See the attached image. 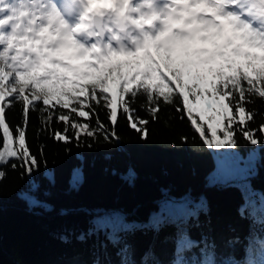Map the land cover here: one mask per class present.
Returning a JSON list of instances; mask_svg holds the SVG:
<instances>
[{"label":"snow or ice","instance_id":"obj_1","mask_svg":"<svg viewBox=\"0 0 264 264\" xmlns=\"http://www.w3.org/2000/svg\"><path fill=\"white\" fill-rule=\"evenodd\" d=\"M3 2L0 0V4ZM39 2L43 3V0ZM47 2L52 4L53 0ZM81 2L63 0L64 13L72 15ZM87 4L91 5L89 13L108 6L104 0H87ZM229 7L239 11H227ZM169 9L168 15L159 17L163 24L158 33L167 32V35L157 40L158 33H148L146 39L123 48L115 42L105 45L81 40V31L87 28L85 23L67 30L44 24L27 28L23 34L0 31V182L8 175L4 166L10 165L12 170L21 167L23 174L29 176L40 167V159L31 153L26 140L30 111L39 113L42 125L50 127L54 121L62 122V130L53 129L51 135L66 144L73 140L81 144L82 137L94 140L101 136L105 140L115 137L118 140L116 126L121 117L146 139L150 121L138 116L137 112L143 110L153 120H158L161 105H165L171 106L181 118L186 116L209 149H235L237 133L257 145V133L264 132V121L259 128L252 129L249 125L257 112L247 105L253 103V97L264 101V0H169ZM216 17L227 23V31ZM81 19L86 21L88 15ZM173 21L192 24L190 31L193 34L208 32L214 37L203 46L207 51L201 52V46L195 45L192 64L168 60L163 55L171 46L170 42L190 39L188 30L171 26ZM132 22L142 28H154L156 23L143 16L133 17ZM140 49L158 51L160 55L153 58L152 63H145L143 57L136 56ZM113 53L118 58H126L125 66L115 75L111 68ZM101 64L109 65L103 74ZM15 103L22 105V124L13 129L6 112ZM97 106L105 110L109 123L100 119ZM261 116L264 117V113ZM259 142L264 145V136ZM227 155L232 158L234 175L246 179L254 174L255 153H250L248 160L235 152ZM223 164L224 160L218 158V169ZM128 175L133 177L134 172L129 169ZM79 181L80 175L76 171L72 183L75 186ZM245 188L246 205L241 209V215L249 208L254 222L264 225V195L257 205L251 196L258 194L251 192L247 185ZM29 202L38 203L32 199ZM176 203L183 206L182 212L153 214L148 225L127 223L119 212L107 214L98 221L111 229L106 233V240L117 248L120 264L136 262L129 258L131 245L118 233L138 227H158L165 220L176 221L196 215L185 204ZM201 207H204L203 201L196 205L197 209ZM89 234H92L91 230ZM79 238L83 240L84 236ZM204 240L207 241V237ZM237 242V239H230L227 245L231 247ZM107 246V243H99L92 253L91 264H102L99 248L106 254ZM199 246V242L188 236L186 229L181 230L174 259L166 264H250L253 255L264 252V239L256 236L250 241L245 261L231 257L218 260L214 244L196 261L184 256L186 251ZM150 257L151 264H165L155 259L150 250L141 264H150Z\"/></svg>","mask_w":264,"mask_h":264},{"label":"trees","instance_id":"obj_2","mask_svg":"<svg viewBox=\"0 0 264 264\" xmlns=\"http://www.w3.org/2000/svg\"><path fill=\"white\" fill-rule=\"evenodd\" d=\"M224 29L228 30L226 22ZM212 39L210 35L209 41L195 45H206ZM185 50L183 46L178 53L166 49L163 55L168 60L180 61ZM145 53L151 57L160 55L153 50ZM112 57L111 68L121 61L115 53ZM100 67L103 74L109 65ZM252 99L247 107L257 115L249 126L257 129L264 121V101ZM161 109L158 120L143 110L137 112L150 121L146 139L121 117L116 126L118 140L82 137L81 144L56 140L51 131L62 130L63 123L42 125L39 113L30 111L26 140L41 163L31 176L23 174L21 167L12 170L10 165L4 166L8 175L0 182V264H91L92 253L101 242L108 245L106 254L99 248L102 264H120L117 248L106 240L111 229L98 221L119 212L127 223L148 225L153 214L182 212L183 206L176 202L185 204L196 215L165 220L158 227L118 233L131 245L130 260L141 264L150 250L155 259L166 264L174 259L176 240L186 229L200 246L186 251L185 257L196 261L214 244L218 260L231 257L245 261L250 241L256 236L264 239V225L254 222L251 210L246 208L241 215L246 205L245 185L258 194L251 196L257 205L264 195V145L259 142L264 132L257 133V145L237 133L235 149H209L186 116L181 118L171 106L161 105ZM96 110L100 119L109 123L105 110L100 106ZM6 118L13 129L21 125L22 105L15 103L8 108ZM231 152L244 160L255 153L254 174L246 179L234 175L232 158L227 155ZM218 158L224 160L219 169ZM129 169L134 172L133 177H129ZM76 171L80 181L74 186L71 177ZM29 199L38 203L32 204ZM201 201L204 207L197 209ZM230 239L238 242L229 247ZM149 259L151 264L152 257ZM250 264H264V252L253 255Z\"/></svg>","mask_w":264,"mask_h":264},{"label":"rangeland","instance_id":"obj_3","mask_svg":"<svg viewBox=\"0 0 264 264\" xmlns=\"http://www.w3.org/2000/svg\"><path fill=\"white\" fill-rule=\"evenodd\" d=\"M82 6L76 12V14H72L70 18H67L63 12L58 9L56 6L51 8L44 7L45 3H41L37 1L33 3L32 0H4L2 4H0V29L2 30H10L14 32H25L27 28L32 27H40L44 24H52L54 27H62L67 30L68 27H74L80 23H85L86 25L93 26L92 20L89 23L82 21L81 17L84 15H88L90 5L87 4V0H82ZM107 3L108 7H110V12L107 15L108 20L114 21L117 23V26H112L111 23L108 24V28L112 32V34H105V38L93 37V39H88L85 34L81 31L80 39L89 43H102L107 45L109 42H115L118 46L123 48L125 45L131 46L132 43H136L141 41L142 39L147 38L148 33L156 32L160 29L163 21L159 19L160 15H168L170 12L169 9V1L165 3V7H158L155 10L152 5L153 2H149L147 0H123V2L118 5L116 4V0H104ZM148 2V3H146ZM54 3H52L53 5ZM154 4V3H153ZM153 6V7H152ZM44 8V9H43ZM227 11L236 12L238 9L229 7ZM135 16H143L146 17L149 21L155 20V26L149 28H142L141 25L134 24L132 22V18ZM106 18V17H105ZM114 19V20H113ZM219 20L220 24L224 26L225 21L220 17H216ZM34 21H38V23H33ZM90 26V27H91ZM172 27L181 29L182 31L188 30L190 39L187 40H175L174 43H171L170 47L166 49L172 53H178L180 46L185 48L183 60H180L187 64L194 63L193 61V50L195 48L196 42H207L209 41L210 33L208 32H199L198 34H193L190 30L192 29V24H181L179 22H172ZM94 27V26H93ZM167 28V25H165ZM120 28H124L127 30V34H123L119 31ZM135 33V36H128V34ZM95 34V33H94ZM115 35L117 40L112 37ZM167 35L165 33H158L157 38L161 40L163 36ZM128 36V37H126ZM128 42L125 43V39ZM132 38V41H131ZM136 40V41H135ZM204 45L201 46L200 51H207L203 48ZM143 49L137 51V57H143L145 63H152L153 58L156 56L147 55ZM126 58L121 59L120 63L112 68L113 75L120 72V70L125 66ZM73 177V176H72ZM71 177V184L72 183Z\"/></svg>","mask_w":264,"mask_h":264},{"label":"bare ground","instance_id":"obj_4","mask_svg":"<svg viewBox=\"0 0 264 264\" xmlns=\"http://www.w3.org/2000/svg\"><path fill=\"white\" fill-rule=\"evenodd\" d=\"M147 1H149V2H151V1H157V0H147ZM169 1V0H168ZM83 2V1H82ZM82 2L80 3V4H78L77 5V9H76V11L73 13V14H76V12L79 10V8L82 6ZM123 2V0H116V4H118V5H120L121 3ZM53 3H54V5L58 8V9H60L62 12H63V14L67 17V18H70V16L71 15H66L65 13H64V10H63V0H53ZM84 3V2H83ZM146 3H148V2H146ZM163 3H165V1H163ZM107 4V3H106ZM152 5L154 6V8H155V10H157L158 9V6H156V4L154 5L153 3H152ZM158 5V4H157ZM152 6V7H153ZM90 7H91V5H90ZM44 9V8H43ZM94 12H98V13H100V14H102L103 16H105L106 17V22H105V34H108V33H110V34H112V32L110 31V29L108 28V24L109 23H111V25L112 26H117L116 24L117 23H115L114 21H110V20H108V18H107V15H108V13L110 12V7H105V8H103V9H101V10H99V11H92L91 13H88V19L85 21L86 23H89V22H91V15L94 13ZM72 17H73V15H72ZM114 20V19H113ZM91 25H87V28L85 29V30H82V33L83 34H85V36L88 38V39H92L93 37H98V38H100V36L97 34V32H96V29H94V27L93 26H91ZM81 33V34H82ZM95 33V34H94ZM81 34H80V36H81ZM128 36H130V37H132V36H135V33H132L131 35L130 34H128ZM128 36H126V37H128ZM112 37L113 38H115L116 40H117V37L115 36V35H112ZM129 38V37H128ZM125 39V43L126 42H128L127 41V39L126 38H124ZM131 41H132V38H131ZM136 41V40H135ZM129 43H130V41H129ZM137 43V42H136ZM133 44V43H132Z\"/></svg>","mask_w":264,"mask_h":264},{"label":"water","instance_id":"obj_5","mask_svg":"<svg viewBox=\"0 0 264 264\" xmlns=\"http://www.w3.org/2000/svg\"><path fill=\"white\" fill-rule=\"evenodd\" d=\"M93 24L96 26L97 31L101 37H104L105 35V29H104V17L102 14L98 12H94L92 14ZM122 33L126 34V29L122 28L120 29Z\"/></svg>","mask_w":264,"mask_h":264}]
</instances>
